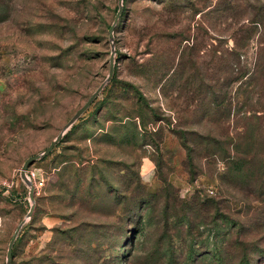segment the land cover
<instances>
[{
	"label": "rangeland",
	"instance_id": "obj_1",
	"mask_svg": "<svg viewBox=\"0 0 264 264\" xmlns=\"http://www.w3.org/2000/svg\"><path fill=\"white\" fill-rule=\"evenodd\" d=\"M122 4L0 0V264H264V0Z\"/></svg>",
	"mask_w": 264,
	"mask_h": 264
},
{
	"label": "water",
	"instance_id": "obj_2",
	"mask_svg": "<svg viewBox=\"0 0 264 264\" xmlns=\"http://www.w3.org/2000/svg\"><path fill=\"white\" fill-rule=\"evenodd\" d=\"M123 0H118V10L115 14L114 20L112 22V24L110 25L109 29H108V36L109 39L111 40V53H110V57H109V70H108V75L106 80H110V78L113 75V69H114V47H113V42H112V38H113V32H114V27L122 13L123 10ZM104 83H102L100 86H98L96 88V90L90 95V97L86 100V102L77 110V112L71 117V119L68 121V123L66 124L67 128L68 126H70L75 120H77V118L79 116H81V114L89 107V105L92 103V101L95 99V97L98 95V93L100 92V90L102 89ZM63 136V131L60 132L51 142L50 144L39 154H35L32 156H29L28 158H26L20 168V176L21 178L30 184V192H29V198L30 200H33V194H34V186L30 183V181L28 180L27 176H26V170L28 168V166H30L34 161L39 160L44 158L48 153H50L53 149V147L55 146V144L62 138ZM33 211V206L30 207L28 213H27V217H30V215L32 214ZM25 220H23L15 229V231L13 232V235L11 236L8 246H7V252H6V260H7V264H10V259L12 256V247L14 244V241L23 225Z\"/></svg>",
	"mask_w": 264,
	"mask_h": 264
}]
</instances>
